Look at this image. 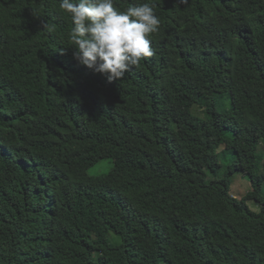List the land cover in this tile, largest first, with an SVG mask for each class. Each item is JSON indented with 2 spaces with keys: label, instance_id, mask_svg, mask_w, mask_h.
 <instances>
[{
  "label": "trees",
  "instance_id": "trees-1",
  "mask_svg": "<svg viewBox=\"0 0 264 264\" xmlns=\"http://www.w3.org/2000/svg\"><path fill=\"white\" fill-rule=\"evenodd\" d=\"M59 2L0 0V264H264V0H114L160 24L112 81Z\"/></svg>",
  "mask_w": 264,
  "mask_h": 264
},
{
  "label": "clouds",
  "instance_id": "clouds-1",
  "mask_svg": "<svg viewBox=\"0 0 264 264\" xmlns=\"http://www.w3.org/2000/svg\"><path fill=\"white\" fill-rule=\"evenodd\" d=\"M59 8L72 22L73 58L107 74L109 81L121 79L131 66L154 55L148 36L158 31L160 20L151 3L119 10L114 0H60Z\"/></svg>",
  "mask_w": 264,
  "mask_h": 264
},
{
  "label": "rangeland",
  "instance_id": "rangeland-1",
  "mask_svg": "<svg viewBox=\"0 0 264 264\" xmlns=\"http://www.w3.org/2000/svg\"><path fill=\"white\" fill-rule=\"evenodd\" d=\"M227 103H228V101H226V104ZM227 107H229V106L226 105V108ZM195 112H196V114L201 115L200 110L196 109ZM220 149L222 150V148H220ZM232 159H233V156H231V155H228V156L220 159V163L222 166H221V169L218 171L217 178H220L222 176L223 172L225 171L224 169H225L226 165H228V163H230L232 161ZM112 166H113L112 160L102 159L96 165L91 167L89 169L88 173L92 176L105 175L112 169ZM212 178L213 177L210 174H207V180H210ZM252 190H253V185L251 184L249 178L246 175H244L243 173L236 171L232 177V183L230 186V194L236 198H240V197H243L247 192L252 191ZM262 193L264 195V185L262 188ZM247 205L250 208V210H252L254 212H259V210H260L259 205L254 200L248 201ZM161 264H163V263H161Z\"/></svg>",
  "mask_w": 264,
  "mask_h": 264
}]
</instances>
